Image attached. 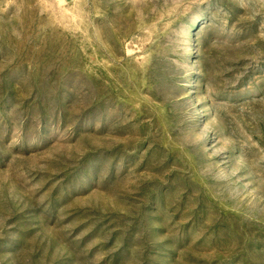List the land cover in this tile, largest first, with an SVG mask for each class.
Segmentation results:
<instances>
[{
    "label": "rangeland",
    "instance_id": "1",
    "mask_svg": "<svg viewBox=\"0 0 264 264\" xmlns=\"http://www.w3.org/2000/svg\"><path fill=\"white\" fill-rule=\"evenodd\" d=\"M0 264H264V0H0Z\"/></svg>",
    "mask_w": 264,
    "mask_h": 264
}]
</instances>
